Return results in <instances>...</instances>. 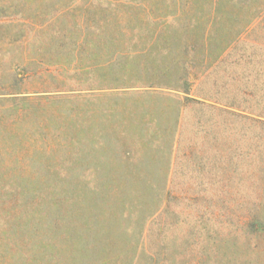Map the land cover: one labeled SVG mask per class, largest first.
Listing matches in <instances>:
<instances>
[{
  "label": "rangeland",
  "instance_id": "rangeland-1",
  "mask_svg": "<svg viewBox=\"0 0 264 264\" xmlns=\"http://www.w3.org/2000/svg\"><path fill=\"white\" fill-rule=\"evenodd\" d=\"M0 264H264V0H0Z\"/></svg>",
  "mask_w": 264,
  "mask_h": 264
}]
</instances>
